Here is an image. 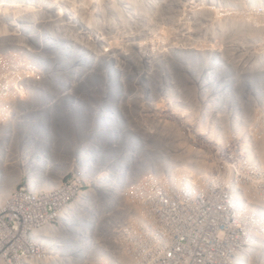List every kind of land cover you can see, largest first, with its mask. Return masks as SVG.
I'll return each instance as SVG.
<instances>
[{"label": "rangeland", "instance_id": "rangeland-1", "mask_svg": "<svg viewBox=\"0 0 264 264\" xmlns=\"http://www.w3.org/2000/svg\"><path fill=\"white\" fill-rule=\"evenodd\" d=\"M48 1L54 3L49 6ZM63 1L0 0L8 4L0 6V29L4 28L0 31V37H7L5 42L0 44L2 47L5 46L4 48L0 46V123L6 121L8 113L12 110V102H15L14 106L17 107H14L12 124L0 128L2 133L0 137L7 132H14L9 133L13 135V141L10 142L7 139L12 143L10 158H15L13 156H17L23 150L22 146L25 144V142L23 144V138L25 139L26 135H28L27 139L29 138L28 144H30V137L31 144L37 143V145H30L31 147H35L39 152L41 147V150L45 149L46 154L47 151L50 153V163H53V166H46L44 169L52 180L42 181L43 183L51 186L54 181L61 179L66 181L73 178V173L76 172L70 168V163L74 161L73 156L78 153L76 145L81 141L80 138L85 130L89 127L93 128V122L101 109V124L96 127L102 128L101 136L95 141L96 143L89 142L96 144L94 157L97 151L101 155L96 156L97 158L93 161L96 162L99 159L100 161L91 170L93 173H89L90 170L87 168L86 171L82 169L84 175L87 173L101 177L98 170L105 167L111 168L114 159L122 163L124 158L121 157L125 154H118L123 149L127 151L132 145L135 137L130 135L148 133L145 136L148 135L149 140L160 136L164 140H152L155 146L152 149L157 151L162 149L165 152L173 150L171 151L173 154L169 157H155V161L150 160L152 166L148 165L145 171L161 168L166 170L169 165L176 170L198 169L196 164L198 160L203 164L204 170L213 174L225 172L228 168L234 171L237 160H233L232 157L246 155L247 144L253 146L261 143L264 146V91L260 94L255 91V83L258 84L260 74L248 76L254 81L252 85L253 83L247 81L246 76L243 78V74L238 71L240 67H235L236 76H240L235 85V93L242 97L246 92L250 97L237 98L232 95L233 91L230 85H226L227 82L225 84L223 82L218 87L215 86L216 79L208 77L206 72L200 73L201 64L212 66V61L214 59L217 61L215 54L216 56L218 54H214L213 50L219 48L223 49V58V52L227 59L232 58L231 55L235 53L236 58L234 57L233 61L244 60V66L255 61L256 55L258 59L264 57V54L262 56L264 0H113L114 6L110 1L107 5L105 2L107 0H69V6L65 5L66 1ZM16 3L28 5L27 7L31 8L27 11L9 6ZM79 5L84 7L86 14L97 13L100 11L98 6H103V10L106 8L104 11L108 14L105 13V17H100L94 13L95 17L85 19L91 21V25H88L90 28L84 27L85 21L83 22L80 16L82 24L81 26L78 24L77 28V23L74 21L75 13H71L76 11V8H80ZM145 5H149V8L151 6V12L148 9L136 12L138 7L147 8ZM66 7L69 9L67 10ZM23 12H28L23 17L29 16L25 19L31 21L36 29L43 30V39H33L27 27V32H23L22 23L13 20L15 17L22 19L20 16ZM147 14H150L148 23L143 20ZM7 15H12L13 18H8ZM30 15L33 17L30 18ZM76 18L79 19V17ZM133 18L137 21V28H134L136 26L133 24ZM55 24L69 28L72 36L69 37L63 31L60 33L55 31ZM105 25L117 27L109 34L111 38L108 37ZM233 25L238 27L234 28ZM218 26L222 28V30L219 29V34L209 29L211 27L217 29ZM227 29L238 34L239 40L228 42L226 37L231 30ZM89 31L92 33L90 34ZM73 32H76L75 36L77 34L79 36L74 38L76 41L73 40ZM245 32H247L246 35ZM248 35L252 37V40H249ZM113 36L117 38L114 48L112 45H105V42L111 41ZM20 37L23 38L22 43L18 42L21 41ZM128 42L130 45H127ZM55 43L61 47H67V50L72 51V56L67 55L65 60L61 61L59 56L52 55L48 45ZM39 45L48 47L41 50ZM117 47L122 48L120 52L116 50ZM52 48L57 49L53 46ZM179 51L182 52V57L178 54ZM146 55L151 60L152 68L151 66L149 68L145 61ZM179 57L187 68L181 64ZM224 65L228 67L226 71L230 70L227 62ZM190 66H193L196 71ZM198 73L205 76L209 94L221 92L224 97L193 95L192 93L195 92L196 94L204 92V89L199 90L198 83H193L195 80L192 81V78L196 77L194 74ZM29 82L31 83L28 84ZM20 104L23 108L19 107ZM205 107H212L213 110L221 108V110L217 117L211 119L208 118L211 114L206 112L203 117L200 113V110L203 111V108L205 110ZM246 108H251V111L246 112ZM183 109H186L188 113L185 111L180 114ZM230 112H236V117L239 116L242 120L248 118L249 123L244 127L233 125L235 117L233 120L230 119L227 115L233 114ZM127 115L130 117L127 118ZM219 117L222 119L218 123ZM183 121L189 123L184 125ZM224 121L225 123L222 124L221 122ZM142 123L148 130L142 129ZM137 125L141 127L137 129ZM199 126L201 132L195 128ZM131 127L139 133L128 132ZM114 128L120 129L117 130L116 135L112 136ZM124 131L127 133L123 137ZM237 131L240 132V136L237 135ZM241 131H243L242 135ZM88 138L94 137L90 134ZM84 142L82 140L80 144ZM138 142L139 144L129 151L128 155L131 157L138 150L137 146L144 147L143 139L139 138ZM43 144L45 146H42ZM182 151L192 158L185 156L180 160L178 154ZM88 157L93 158L91 154ZM92 158L89 160L92 161ZM56 161L59 164H54ZM135 161H129V166L124 169L127 175L117 177L118 181L121 179L132 181L145 172L141 170L135 173L140 167ZM19 162L23 165L21 161ZM157 162H159L158 165ZM255 162L260 164L257 160ZM4 163L8 162L4 161ZM44 163H46L45 159L42 161V164ZM4 165L9 169L12 167V164ZM2 168L3 166H0L1 170ZM24 169L26 168L18 169L20 171L17 180L13 181L11 186L21 182L32 188L28 177L31 173L27 169L23 171ZM86 188H89L88 184H84V189ZM94 194L96 199L99 193L95 191Z\"/></svg>", "mask_w": 264, "mask_h": 264}, {"label": "built area", "instance_id": "built-area-1", "mask_svg": "<svg viewBox=\"0 0 264 264\" xmlns=\"http://www.w3.org/2000/svg\"><path fill=\"white\" fill-rule=\"evenodd\" d=\"M29 33L43 39L40 32ZM232 158L235 170L216 174L149 170L118 181L127 175L121 170L114 188L93 187L83 172L49 188L18 182L0 201V264L54 262L76 234L73 264L95 254L103 257L100 264H264V163H250L248 154ZM95 172L111 181L101 175L106 171ZM92 191L99 193L96 199ZM101 196L110 202L97 203ZM74 203L81 206L77 231ZM67 206L75 215L61 216Z\"/></svg>", "mask_w": 264, "mask_h": 264}, {"label": "bare ground", "instance_id": "bare-ground-1", "mask_svg": "<svg viewBox=\"0 0 264 264\" xmlns=\"http://www.w3.org/2000/svg\"><path fill=\"white\" fill-rule=\"evenodd\" d=\"M66 1V6H69V4H70V1L69 0H64L63 2H65ZM109 1H110V3L114 6L115 5V2L113 1V0H107V1H105L106 3H107V5H108V3H109ZM147 1V0H146ZM49 2V6H50V4L51 3H54L53 1H48ZM60 2V1H59ZM150 2V1H149ZM148 3V2H147ZM32 4V3H31ZM57 4V3H56ZM97 4V3H96ZM158 4V3H157ZM53 5V4H52ZM141 5V4H140ZM55 6V5H54ZM62 6V5H61ZM80 6V5H79ZM147 8H142V7H138L137 8V10H136V12L138 11H146L147 9L148 10H150V8H151V6H150V8H149V5L147 6V5H145ZM35 7V6H34ZM57 7V6H56ZM59 7V6H58ZM91 7V6H90ZM29 8H31V7H26V8H23L24 10H27L28 11V9ZM62 8V7H61ZM81 8H83V9H81ZM97 8H100V11H98L97 13H95L97 16H100V17H105V13H107V12H105L104 10L106 9L105 7V9L103 10V6H98ZM22 8H19L18 10H21ZM66 9L68 10L69 8L68 7H66ZM72 9V8H71ZM75 9V8H74ZM59 10V9H58ZM62 10V9H61ZM64 10V9H63ZM153 10V9H152ZM159 10V9H158ZM72 11H73V9H72ZM71 11V12H72ZM31 12V11H30ZM55 12V11H54ZM57 12V11H56ZM55 12V13H56ZM63 12V11H62ZM67 12V11H66ZM70 12V13H71ZM150 12H151V10H150ZM6 13V12H5ZM69 13V12H68ZM76 15H75V14ZM92 13V12H91ZM90 12H89V14H86V12H85V9H84V7H81L80 6V8H76V11H74L73 13H71V14H74V18H75V22L77 23L76 25H77V28L79 27V26H81L80 24H82V23H80V20L82 19L83 20V22L85 23V25H84V27L86 26L87 28H90V26H88V25H91V21L90 20H85V19H91L92 17H95L94 15V13H92L91 14ZM25 14H28V12H23L22 13V15L20 16L22 19H20V18H14L13 20L15 21V22H17L18 23V21L19 22H21L22 23V27H21V29H22V31L24 32V31H26L27 32V30H26V27H27V29H28V32H29V30L30 31H33L34 29H36L35 28V26L31 23V21H29L28 19H25V18H28L29 16H26V17H23V15H25ZM94 14V15H93ZM108 14V13H107ZM107 14H106V16H107ZM133 14H134V12H133ZM135 14H137V13H135ZM5 15V14H4ZM17 15V14H16ZM93 15V16H92ZM12 16V15H11ZM73 16V15H72ZM82 18H81V17ZM88 16V17H87ZM96 16V17H97ZM33 16L32 15H30V18H32ZM58 17V16H57ZM76 17H79V19L78 18H76ZM150 17V14H147L146 16H145V18H143V20H145L146 21V23H148L147 21L150 19L149 18ZM135 18H138V17H135ZM32 20V19H31ZM133 21H134V25L136 26V27H134V28H137V25H136V20L133 18ZM141 21V20H140ZM144 21V22H145ZM93 22V21H92ZM11 25H12V23H10ZM78 24H79V26H78ZM219 24V23H218ZM147 26V25H146ZM40 27H41V24H40ZM52 27V26H51ZM63 28V29H61V28ZM233 27L235 28V27H238V26H234L233 25ZM53 28V27H52ZM51 28V29H52ZM105 28H106V32H107V34L109 35L112 31H114V30H116L117 29V27H115L114 25H105ZM54 29H55V31H57L58 33H60V31H63V32H65L66 34H68V36L69 37H71L72 36V32H70V30H69V28H66V27H64V26H60V24H55L54 25ZM211 31H215V33H217V34H219V31L220 30H222V28L220 27V26H218V28L217 29H215V28H213V27H211V28H209ZM220 29V30H219ZM3 30H4V28H3ZM3 30H1L0 29V31H3ZM5 30H6V28H5ZM227 30H231V29H227ZM37 32H40V34H41V36L43 37L44 36V34H43V30H41V28H39V29H36V31H35V33H37ZM14 33V32H13ZM69 33H71V35L69 34ZM74 33V36H75V34H76V32H73ZM89 33L91 34L92 33V31H89ZM134 33V32H133ZM246 33L247 32H245V35H246ZM78 35V34H77ZM73 36V40H75L74 38H77V37H79V36ZM220 36H222V35H220ZM93 37V36H92ZM108 37H110V35L108 36ZM9 39H12L11 37H8ZM111 38V37H110ZM113 39L111 40V41H106L105 42V45H112V48H114V46L116 45V36H113L112 37ZM248 38H249V40H252V37H249V35H248ZM5 39H7V37L6 36H3V37H0V44H3V42H5ZM16 39V38H15ZM20 40L21 41H18V42H20V43H22V40H23V38L22 37H20ZM89 40V39H88ZM96 40H98V38L96 37ZM110 40V39H109ZM226 40L228 41V42H236V41H238L239 40V35L238 34H234L233 33V31L231 30L230 31V33L227 35V37H226ZM225 40V43H227V41ZM76 41V40H75ZM11 43H12V41H11ZM82 43V42H81ZM121 43V42H120ZM131 43H133V44H135V42H131ZM123 44V43H122ZM230 44V43H229ZM229 44H228V46H229ZM127 45H130L129 44V42H128V44ZM126 45V46H127ZM233 45H235V44H233ZM1 46V45H0ZM36 46V45H35ZM49 46V48L48 49H51L50 50V52H51V54L52 55H56V56H59V59H61V61L62 60H65V57L68 55H71L72 56V51H69V50H67V47H61L60 45H57V46H54V45H48ZM47 45H39V48L41 49V50H45L47 47H48ZM52 46L53 47H56L57 49H53L52 48ZM2 47V46H1ZM5 46L3 45V47L2 48H4ZM64 48V49H63ZM241 48V47H240ZM61 49V50H60ZM110 49H111V47H110ZM116 49V48H115ZM122 48L121 47H117V49L116 50H121ZM91 51H93V50H91ZM214 51V54L215 53H217L218 55L216 56V54H215V58L217 59V61L214 59L212 62V66H202V64H201V72L200 73H202V72H206V74L208 75V77H210V78H213V79H216V85L215 86H218V87H220L221 86V84L224 82V84L226 83V85H230V87H231V89H232V91H233V93H232V95L234 96V97H237V98H242V97H244V96H246V97H244V98H250L249 96H248V94H246V92L243 94V96L242 97H239L238 95H236V83H238V81L239 80H237V79H240L239 77L240 76H236L237 75V73H236V68L235 67H240V70H238V71H240V73H242L243 75V78H245L244 76H246L247 77V81H249V82H254L253 80H251L252 79V77H248L249 75H253V74H255V73H257V74H260L259 75V78H260V80H259V82H258V84H256L255 83V91L257 92V93H262L264 90H263V87H264V57H260V59H258L259 57L256 55V57H255V61H253L251 64H249L248 66H244V60H241V59H237L236 61H233V58L235 57V53H233V55H231L232 56V58H226V54L223 52V56H224V58L222 57V51H223V49H216V50H213ZM239 51H240V49H239ZM56 52V53H55ZM120 52V51H119ZM263 52V51H262ZM261 52V53H262ZM259 53V52H258ZM257 53V54H258ZM93 54V53H92ZM178 54H180L181 55V57H182V52L181 51H179V53ZM229 54V53H228ZM260 54V53H259ZM258 54V55H259ZM263 54H264V52L262 53V56H263ZM113 55H114V52H113ZM203 55H204V53H203ZM260 56H261V54H260ZM230 57V56H229ZM146 59H145V61H146V63H147V65H148V67L150 68V66H151V68H152V63H151V60H150V58H149V56H147L146 55V57H145ZM211 58H212V56H211ZM236 58V57H235ZM114 60H118V59H116V58H113ZM149 59V60H148ZM179 60L181 61V64L182 65H184L183 63H182V58H180L179 57ZM200 60H203V59H200ZM227 62V66H229V69L230 70H228V71H226L227 70V68L228 67H226L224 64H225V62ZM223 62V63H222ZM197 63H199V61H197ZM201 63V62H200ZM243 63V64H242ZM196 65V64H195ZM220 65H224V66H220ZM220 66V67H219ZM184 67H186L187 68V66L186 65H184ZM190 68H193L194 70H195V68L192 66H190ZM189 69V68H188ZM192 69V70H193ZM198 70V69H197ZM196 71V70H195ZM200 73H198V74H194L196 77H194V78H192V81L193 80H195V82H193V83H198L199 84V90L200 89H204V92H198V94H196V92L195 93H192L193 95H200L201 97H213V98H216V97H224L223 95H222V93L221 92H212V94H209V91H208V88H207V84H206V81L204 80V77L205 76H201L200 75ZM212 73H215L214 75H212ZM193 74V73H192ZM61 76V75H60ZM201 77V78H200ZM235 77V78H234ZM224 78H226V79H224ZM65 79V78H64ZM190 79V78H189ZM236 79V80H235ZM220 80H221V82H220ZM66 82V81H65ZM16 83V82H15ZM31 82H29L28 84H30ZM260 83V84H259ZM162 85V84H161ZM252 85H254V83L252 84ZM32 86H33V84H32ZM235 86V87H234ZM17 87V86H16ZM30 87V86H29ZM223 87H225V86H223ZM222 87V88H223ZM171 88V87H170ZM182 88H184V87H182ZM207 88V89H206ZM32 89V88H31ZM171 89H174V88H171ZM206 89V90H205ZM188 90V89H187ZM197 91V90H196ZM187 92V91H186ZM225 92V91H224ZM204 93V94H203ZM191 94V95H192ZM203 95V96H202ZM218 95V96H217ZM227 95V94H226ZM34 97H35V95H34ZM170 99H172V98H170ZM235 99V98H234ZM171 101H174L173 99L171 100ZM203 102V101H202ZM15 103V102H14ZM14 103L12 102L11 103V111H10V113H8V117H7V119H6V121H4V122H2V123H0V128L1 127H5V126H7V125H9L10 126V124H12V120H11V118H12V114H13V112H15V109H14V107H16V106H14ZM243 105V104H242ZM22 106V108H23V105H21L20 104V106L19 107H21ZM244 106V105H243ZM29 107H31V106H29ZM35 107V106H34ZM125 107V106H124ZM17 108V107H16ZM21 108V109H22ZM24 108H26V107H24ZM126 108V107H125ZM20 109V110H21ZM30 109V108H29ZM37 109V108H36ZM210 109H212V111H210ZM19 110V111H20ZM27 110V109H26ZM220 110H221V108H217V110L216 109H214L213 110V108L212 107H205V110H204V108H203V111H202V109L200 110V113L203 115V117H205V114H206V112L207 113H209V114H211V116H208V118H214V117H217L218 116V114L220 113ZM186 111V113H188V111L186 110V109H183L182 111H181V113L180 114H182L183 112H185ZM197 111H199L198 109H197ZM245 111L246 112H249V111H251V108H246L245 109ZM230 113H233V114H231V115H229V114H227L228 115V117L230 118V119H232L233 120V118L235 117V120H233V122H234V124L233 125H238L239 127H244V126H246L248 123H249V119L248 118H244V120H242L239 116L238 117H236V115H237V113L236 112H230ZM119 115L121 116V114L119 113ZM101 116H102V109H101V111L96 115V118H95V120H94V122H93V128H87L86 130H85V132L83 133V135H82V137L80 138V142L76 145L77 146V151L76 152H78V153H76V155H74L73 156V158H74V161H72L71 163H70V168H72L73 169V171L74 172H76L75 174L76 175H78V174H80V173H82V169L83 170H85L86 171V168H87V170H92L93 169V167H94V165L96 164V163H98L99 161H100V159L98 160V161H96V162H94L93 161V159H96L100 154H99V151H97V153H96V155H95V157H94V154H95V152H96V144H93V143H89V142H91V141H94V143H96L95 141H97V140H99V138H100V136H101V133H102V128H96V127H98L100 124H101V122H100V118H101ZM224 117H227L226 115H223ZM231 116H232V118H231ZM130 116L129 115H127V118H129ZM224 117H223V119H224ZM137 119V118H136ZM221 119H222V117H221ZM221 119H220V117L217 119V122L219 123V121H221ZM8 121H9V123H8ZM242 121V122H241ZM131 122V118H130V121H129V123ZM184 122V121H183ZM7 123V124H6ZM186 123H189V122H184V125L186 124ZM222 124H224L225 123V121L224 122H221ZM95 124V125H94ZM139 124V123H138ZM115 126H116V124H114ZM113 125V126H114ZM144 123H142V129H145V130H148V129H146V127H144ZM14 126V125H13ZM12 127V126H11ZM117 127V126H116ZM141 126H139V125H137V129L138 128H140ZM198 131H200L201 132V127L199 126V127H195ZM94 129H96V130H94ZM120 129V128H119ZM118 128L116 129V128H114L113 130H112V133H114V134H112V136H114V135H116L115 133H118V131L117 130H119ZM244 129V128H243ZM18 131V130H17ZM244 131V130H243ZM243 131H241V135L243 134ZM10 132H12V131H10ZM9 132V133H10ZM128 132H133V134L134 133H139L138 131H135L134 130V127H131V129L130 130H128ZM148 132H152V131H148ZM231 132H233V131H231ZM9 133L7 132L6 134H3L1 137H0V166L2 167L3 166V168H2V170L0 169V201L1 200H3L6 196H7V194L9 193V191L13 188V186H11L12 185V182L14 181L15 182V180H17V177H18V173H19V171L20 170H18V169H23V168H26L27 170H29L30 171V173H31V176H29V174H28V177H29V183H30V185H31V187H32V189H34V188H40V187H45V188H49V187H51V186H53L54 184L55 185H60V182H59V180L58 181H54V184H52L51 186H49L47 183H43L42 181H46V182H49V181H51L52 179H50V177H49V174H47V173H45L46 171H45V169H44V167H50L53 163H50V157H49V155H50V153H48V151H47V154L45 153V149L44 150H41L42 148L40 147V152L35 148V147H31L32 145H37V143L36 142H32L33 144H31V137H30V144H28L29 143V138L27 139V137H28V135H26V137H25V139L23 138V144H24V142H25V144L22 146V149L23 150H21L19 153H18V155L17 156H13V157H15V158H10V151L12 150V148H11V146H12V143H10L11 141H13L12 139V136L11 135H9ZM12 133H14V132H12ZM87 133H88V137H89V135L91 134V135H93V137L94 138H88L87 137ZM121 133V132H120ZM125 133H127V132H122V135H123V137H124V134ZM244 133H246V132H244ZM0 134H2V133H0ZM144 135H140V134H138V135H130V136H133V137H135V139L133 140V142H132V145H130V147H129V149L126 151V150H122L121 151V153H119L118 155H124V156H122L121 158H124V160H123V162H125V164H123V162L122 163H119V162H117L115 159L113 160V164L111 165V168H108V167H105V168H101L100 170L101 171H106L104 174H101V175H106V177H110L111 178V181H110V179L109 178H107V183H105V181L101 178V177H97V176H95V175H91V179L89 180V179H84L85 181H91V184H92V186L93 187H97V186H99V187H101V188H105L104 186H107L108 188L109 187H118L117 185H115V175L116 174H118V173H120V171L121 170H124L127 166H129V161H134V160H136L135 162L137 163V166H140V167H138L137 169H136V171L137 172H135V173H139L141 170H146L147 169V167H148V165L149 166H152V163H151V161L150 160H153V161H155V157H169V156H171L172 154H171V151H173L172 149H171V151H166L165 152V150H162V149H160V151H157V149H152L153 147H155L154 146V144H153V141L155 140H158V139H160V141H162V140H164V139H162V137H160V136H155L153 139H151V140H149V138H147L148 137V135H146L145 136V134H148V133H143ZM204 135H206V134H204ZM237 135L238 136H240V132L239 131H237ZM128 136H129V134H128ZM169 137V136H168ZM132 138V137H131ZM139 138H141V139H143L144 140V143H143V145H144V147H140V146H137L138 147V150L137 151H135V154L134 155H132V157H131V155H128L130 152V150L134 147V146H136V145H138L139 144ZM169 138H171V137H169ZM10 141H8V140ZM14 139H15V137H14ZM148 139V141H145V140H147ZM82 140L83 141H85V142H87L88 141V143H83V144H80L81 142H82ZM103 140V139H102ZM101 140V141H102ZM153 140V141H152ZM256 139H254V137H253V141H255ZM246 141H249V139H246ZM21 142V141H20ZM103 142V141H102ZM102 142H100L101 144H103ZM31 145V146H30ZM10 146V147H9ZM42 146H45L44 144L42 145ZM129 146V145H128ZM247 147H248V149H247V154L251 157V158H249V162L250 163H254V164H257V165H259L258 163H256L255 161L257 160L260 164L262 163V161H263V158H264V146L261 144V143H259V144H257V145H253V146H251V145H249V144H247ZM79 148V149H78ZM135 148V147H134ZM47 150V149H46ZM36 152V153H35ZM184 152L182 151V153L181 154H178L179 155V158H180V160H182V159H184V157L186 156L187 158H192L191 156H189L187 153L185 154H183ZM36 154V155H35ZM92 155L93 156V158L92 157H88L89 155ZM35 155V156H34ZM178 155H176V157L178 156ZM97 156V157H96ZM101 156V155H100ZM193 156V155H192ZM88 157V158H87ZM135 157H137V158H135ZM17 158H19V160L17 159ZM90 158H92V161H90L89 159ZM132 158H133V160H132ZM45 159V161H46V163H44V164H42V161ZM171 159V158H170ZM6 162H8V163H4V161ZM12 160V161H11ZM57 160V159H56ZM19 161H21L22 163H23V165L19 162ZM76 161V162H75ZM75 162V163H74ZM59 164V162H55L54 164ZM84 163H86V164H84ZM4 164H12V167H11V169H9V168H7V167H4L5 165ZM157 165L159 164V162H157L156 163ZM196 164H197V168H198V170H203L204 168H203V164H201V162L198 160V162H196ZM10 166V165H9ZM53 166V165H52ZM26 169H24L23 171H25ZM161 169H163V170H165L164 168H161ZM161 169H157V170H161ZM112 170L114 171V173L112 172ZM175 168H173V166L172 165H169V168H167L165 171H168V172H170V173H174L175 172ZM27 173V172H26ZM87 173H85V175H86ZM41 176H42V179H41ZM31 177V178H30ZM232 178H227V179H225V184H227L228 182H229V180H231ZM79 179H77L76 178V182L78 181ZM103 182H102V181ZM72 186V185H71ZM62 187H65V186H62ZM65 188H67V187H65ZM74 188V186H72V187H69V189L71 190V189H73ZM95 191H92L91 192V199H93L94 198V196H95ZM85 194H87V193H85ZM104 198H106V197H104V196H101V198L97 201V203H100V204H103V203H105L106 201L109 203L110 202V199L107 197L106 199H104ZM87 201H89V200H87ZM96 203V204H97ZM74 205H75V208H76V216L78 215V211H79V209H80V203H74ZM73 210V211H72ZM67 212H70V214H74L75 215V209H73V208H71V207H69V206H67V208H66V210L64 211V212H62V214H61V216H65L66 215V213ZM83 215L86 217V215H87V213H86V208L84 207V210H83ZM75 221L77 222L75 225H74V228H73V230L74 231H77L78 229H79V225H78V223L79 222H81L82 221V217H80V215H79V217L77 216V218L75 219ZM72 240H70V242H68V244L66 245L67 247H66V254L64 255V256H61V257H59V258H57L54 262L53 261H44L43 263H40V264H73V261H74V255H73V250H74V252H75V254H76V250L74 249V247H76L77 245H78V243H79V241H78V239H79V237H78V234H76L75 236L74 235H72ZM74 238H75V241L77 240V243L75 244V243H73V240H74ZM72 245H73V250H70L71 249V247H72ZM63 255V254H62ZM98 260H103V257H101L99 254H95V255H91L90 257H89V259L87 260V262H85L84 260H82V261H80V260H78V259H76V264H100V262L98 261ZM39 264V263H38Z\"/></svg>", "mask_w": 264, "mask_h": 264}]
</instances>
